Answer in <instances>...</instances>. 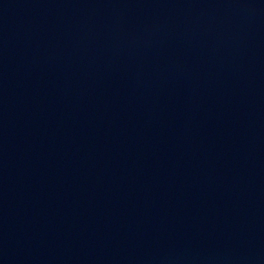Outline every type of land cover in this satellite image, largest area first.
Here are the masks:
<instances>
[{
	"label": "water",
	"instance_id": "obj_1",
	"mask_svg": "<svg viewBox=\"0 0 264 264\" xmlns=\"http://www.w3.org/2000/svg\"><path fill=\"white\" fill-rule=\"evenodd\" d=\"M0 264H264V0H0Z\"/></svg>",
	"mask_w": 264,
	"mask_h": 264
}]
</instances>
